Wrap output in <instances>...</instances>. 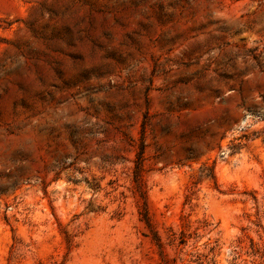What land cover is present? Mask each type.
Instances as JSON below:
<instances>
[{
  "label": "rangeland",
  "instance_id": "374dc122",
  "mask_svg": "<svg viewBox=\"0 0 264 264\" xmlns=\"http://www.w3.org/2000/svg\"><path fill=\"white\" fill-rule=\"evenodd\" d=\"M263 245L264 0H0V264Z\"/></svg>",
  "mask_w": 264,
  "mask_h": 264
},
{
  "label": "trees",
  "instance_id": "16d2710c",
  "mask_svg": "<svg viewBox=\"0 0 264 264\" xmlns=\"http://www.w3.org/2000/svg\"><path fill=\"white\" fill-rule=\"evenodd\" d=\"M145 221H147V220H145ZM205 225H207V224H205ZM179 241L182 242L183 238H181V240H179ZM257 252H259V247L253 246V254L255 255V253H257ZM262 252L263 253L261 254V256L264 257V245L262 247Z\"/></svg>",
  "mask_w": 264,
  "mask_h": 264
}]
</instances>
